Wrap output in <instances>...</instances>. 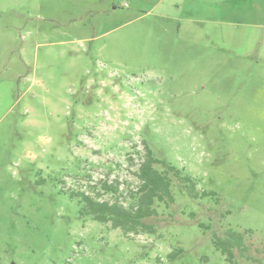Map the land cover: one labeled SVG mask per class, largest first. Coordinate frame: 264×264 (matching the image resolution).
Listing matches in <instances>:
<instances>
[{"label":"rangeland","instance_id":"obj_1","mask_svg":"<svg viewBox=\"0 0 264 264\" xmlns=\"http://www.w3.org/2000/svg\"><path fill=\"white\" fill-rule=\"evenodd\" d=\"M173 3L0 0V264H229L228 229L264 264V0ZM146 145L214 195L175 179L154 234L80 217Z\"/></svg>","mask_w":264,"mask_h":264},{"label":"trees","instance_id":"obj_2","mask_svg":"<svg viewBox=\"0 0 264 264\" xmlns=\"http://www.w3.org/2000/svg\"><path fill=\"white\" fill-rule=\"evenodd\" d=\"M145 148V159L140 163L138 170L134 172V175L141 182L137 192L130 190L127 193L128 196L124 197V194L120 192L119 181L114 183L104 181L101 190L104 193H112L116 197L113 203L99 201L86 193H72L70 194L71 199H77L80 205V217L83 219L90 218L101 224L111 223L113 229H120L126 235L138 234L140 231L154 234L156 233L154 225L148 224L147 221L157 215L156 203L166 205L175 203L173 194L175 179L180 181V189L191 199H205L214 195V193L206 191L200 194L196 189L195 180L191 176L184 175L183 170L171 163L156 158L147 145ZM101 193L98 192L97 197H100ZM118 195L124 200L128 197L131 200L130 206L125 207L121 204ZM200 227L206 231L210 230L209 226L202 223ZM245 234V232L232 229H228L223 236L213 233L212 243L216 250L226 257L229 264H234L236 251L240 252L241 255L248 251L244 238ZM182 253V249L174 250L169 258L175 260Z\"/></svg>","mask_w":264,"mask_h":264},{"label":"crops","instance_id":"obj_3","mask_svg":"<svg viewBox=\"0 0 264 264\" xmlns=\"http://www.w3.org/2000/svg\"><path fill=\"white\" fill-rule=\"evenodd\" d=\"M180 1H184V0H174V3L178 6V2H180ZM186 1V0H185ZM172 4L173 6H175V4ZM156 8V7H155Z\"/></svg>","mask_w":264,"mask_h":264}]
</instances>
